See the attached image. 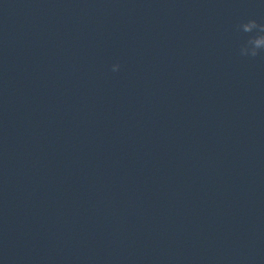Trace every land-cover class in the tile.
Wrapping results in <instances>:
<instances>
[{
	"label": "clouds",
	"instance_id": "1",
	"mask_svg": "<svg viewBox=\"0 0 264 264\" xmlns=\"http://www.w3.org/2000/svg\"><path fill=\"white\" fill-rule=\"evenodd\" d=\"M236 30L245 36L239 45L240 56L253 59L264 56V23L248 18L238 23ZM120 67L117 62L112 64L111 70L117 72Z\"/></svg>",
	"mask_w": 264,
	"mask_h": 264
}]
</instances>
